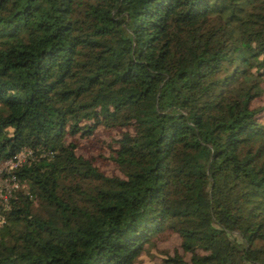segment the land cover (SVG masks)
Masks as SVG:
<instances>
[{"label":"trees","instance_id":"16d2710c","mask_svg":"<svg viewBox=\"0 0 264 264\" xmlns=\"http://www.w3.org/2000/svg\"><path fill=\"white\" fill-rule=\"evenodd\" d=\"M263 85L264 0H0V264H264Z\"/></svg>","mask_w":264,"mask_h":264},{"label":"rangeland","instance_id":"374dc122","mask_svg":"<svg viewBox=\"0 0 264 264\" xmlns=\"http://www.w3.org/2000/svg\"><path fill=\"white\" fill-rule=\"evenodd\" d=\"M263 99L264 91L259 98L252 101V105H261ZM116 135L117 131L115 129H105L99 126L89 136H79L77 134L72 136L67 135L66 140L75 143V152L77 154L91 158L93 165L97 166L106 174H112L118 173V171L110 159L111 148L114 145L111 147L109 142L110 138ZM7 163L8 161L0 163V169L6 166ZM3 186H7V184ZM173 249H177L178 252L183 255L184 259H188L189 254L181 250L179 246V237L176 233L168 231L159 232L153 237V243L146 246L145 250L140 253L133 264H156L165 253L171 254Z\"/></svg>","mask_w":264,"mask_h":264},{"label":"built area","instance_id":"2783aa9c","mask_svg":"<svg viewBox=\"0 0 264 264\" xmlns=\"http://www.w3.org/2000/svg\"><path fill=\"white\" fill-rule=\"evenodd\" d=\"M23 155H24V152H20V153L17 154L16 157H17V159H20ZM8 164L12 165V163L10 161H8Z\"/></svg>","mask_w":264,"mask_h":264}]
</instances>
